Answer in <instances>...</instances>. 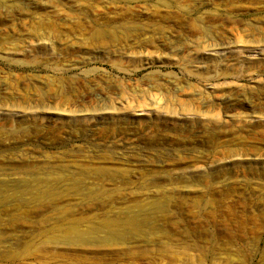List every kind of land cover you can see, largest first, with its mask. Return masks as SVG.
Returning <instances> with one entry per match:
<instances>
[{"label": "rangeland", "instance_id": "1", "mask_svg": "<svg viewBox=\"0 0 264 264\" xmlns=\"http://www.w3.org/2000/svg\"><path fill=\"white\" fill-rule=\"evenodd\" d=\"M242 92L264 102V0H0V195L54 182L0 200V264H264Z\"/></svg>", "mask_w": 264, "mask_h": 264}, {"label": "bare ground", "instance_id": "2", "mask_svg": "<svg viewBox=\"0 0 264 264\" xmlns=\"http://www.w3.org/2000/svg\"><path fill=\"white\" fill-rule=\"evenodd\" d=\"M257 88L254 89V92H257ZM261 90V89H260ZM264 102L262 101H251L245 93L242 92V104L245 108L248 109L247 112H242V151H247L244 147L245 140L251 141V144L247 145L248 149L253 151H264V108L262 107ZM254 121V123H251ZM213 133V132H212ZM209 133V134H212ZM42 178V176H41ZM64 181V178L60 179V182ZM54 185V182L48 179L44 180H26L21 181L15 186L17 188L15 193H11L7 195V199L13 200H22L29 197L30 200H41V199H51L54 197V192L50 189H43L37 191L34 187H37L41 184L43 187ZM14 186V187H15ZM31 186V188H30ZM3 195H0V200L4 199ZM5 198V199H6ZM156 206V205H155ZM140 214H143L140 212ZM148 215H136L132 214V216L127 217L122 220V222L116 223L114 221L106 222L103 224V228H105L110 234L115 232L116 230H122V232H140L147 229L149 225ZM96 228L91 229L88 233L92 234L96 232ZM62 233L63 236L59 238H54L49 235L48 232L42 233V236L45 237L44 240L48 242H65L71 244H77L81 242H93L95 238L90 237V235L79 231L78 227L75 226H64L62 225ZM123 241L125 239L121 238Z\"/></svg>", "mask_w": 264, "mask_h": 264}]
</instances>
